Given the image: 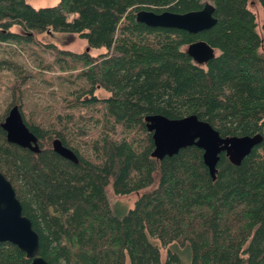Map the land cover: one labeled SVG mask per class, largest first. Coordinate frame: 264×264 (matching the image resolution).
<instances>
[{
	"label": "trees",
	"instance_id": "obj_1",
	"mask_svg": "<svg viewBox=\"0 0 264 264\" xmlns=\"http://www.w3.org/2000/svg\"><path fill=\"white\" fill-rule=\"evenodd\" d=\"M206 3L218 21L199 33L136 18L142 9L186 13ZM248 4L60 0L36 7L0 0V75L13 77L9 106L0 114V171L50 264H163L162 247L168 248L165 264H181V247L190 264H264V139L240 164L222 152L213 178L196 145L153 156L146 122L153 114H194L223 137L264 136L263 38ZM57 33L78 35L86 49L74 52L40 38ZM200 39L219 51L206 65L184 49ZM23 52L39 71L28 68ZM99 89L109 94L100 96ZM14 105L38 136L39 152L7 140L1 123ZM56 138L78 162L53 149ZM109 188L141 195L122 213ZM30 262L18 246L0 242V264Z\"/></svg>",
	"mask_w": 264,
	"mask_h": 264
},
{
	"label": "water",
	"instance_id": "obj_2",
	"mask_svg": "<svg viewBox=\"0 0 264 264\" xmlns=\"http://www.w3.org/2000/svg\"><path fill=\"white\" fill-rule=\"evenodd\" d=\"M214 12V5L206 3L200 10L186 13L168 10L158 13L142 9L137 12L136 18L137 21L153 27H173L199 33L217 23ZM186 52L199 65H206L217 56V49L202 39L190 43ZM146 122L155 142L153 156L163 159L165 156L179 153L183 148L196 145L203 149L204 162L213 178L216 177L222 152H225L233 163L240 164L264 139L262 133L223 137L208 121L194 114L175 119L153 114L146 117ZM1 125L9 142L35 152L40 151L39 138L26 124L19 105L10 108ZM52 144L58 154L74 162L79 161L77 154L59 138L54 139ZM0 242H10L18 246L31 259L29 264H50L40 254V236L30 217L24 214L23 205L12 182L1 171Z\"/></svg>",
	"mask_w": 264,
	"mask_h": 264
},
{
	"label": "rangeland",
	"instance_id": "obj_3",
	"mask_svg": "<svg viewBox=\"0 0 264 264\" xmlns=\"http://www.w3.org/2000/svg\"><path fill=\"white\" fill-rule=\"evenodd\" d=\"M59 1L60 0H28V2H30L31 4H33L36 7L52 6V5L57 4ZM248 7L256 15L257 22H258V28L257 29H258V32L260 33L261 37L263 38V45L261 47V52L264 54V29H263L264 10H263V7H262L259 0H249ZM40 38L44 41H47V42L53 41V42L57 43L59 46H61L63 49L71 50L74 52H81V51L85 50L87 47L86 46V40L80 38L76 34L57 33L56 35H53V36L40 35ZM185 48L186 47H184V49ZM17 49L21 50L20 48H17ZM89 51L92 54L97 55V54L104 52L105 50L104 49H90ZM217 54H219V51H217ZM23 59L28 64L29 69H36V71H39V70H37V69H39V67H37L32 62V60L30 59V57L26 53L23 54ZM46 72L50 75L57 74V72L49 71V70H46ZM12 80H13V77H11V75H9L6 71H3L2 74L0 75V114L4 110H6L9 106L10 97H9V88L8 87H9V83ZM37 82L46 86V83H44L43 81H37ZM51 88H56V86H51ZM34 94L35 95H43L44 97H46V94H48V93L38 91V92H34ZM98 94L100 96H107L109 93L107 91L99 89ZM49 97L50 96L48 95L47 98H49ZM47 98H45V99H47ZM41 101L44 104H46L45 100H41ZM108 195H109L111 202L117 206L116 208L120 212L123 213V212L127 211L129 208L134 207L135 202L140 197L141 193L140 192H133V193L128 194V195H117L113 192V190L111 188H109L108 189ZM161 253H162V263L165 264V262L167 260V255H168V248L162 247ZM179 254H180V257L182 260L181 264H190L189 254H188L187 250H185V249H183V247H181L179 249Z\"/></svg>",
	"mask_w": 264,
	"mask_h": 264
}]
</instances>
